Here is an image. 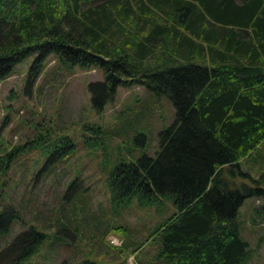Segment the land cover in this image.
<instances>
[{
	"label": "trees",
	"instance_id": "trees-1",
	"mask_svg": "<svg viewBox=\"0 0 264 264\" xmlns=\"http://www.w3.org/2000/svg\"><path fill=\"white\" fill-rule=\"evenodd\" d=\"M50 52L103 70L89 82L96 108L125 82L165 93L175 107L156 155L119 157L107 177L112 197L171 201L145 238L159 237L153 264H249L237 212L264 195V168L254 178L241 166L264 141V0H0V79L29 55L36 75ZM49 137L37 138L48 139L49 159L73 143ZM13 217V205L0 210L1 232ZM46 236L33 224L20 230L0 248V264H31L25 258Z\"/></svg>",
	"mask_w": 264,
	"mask_h": 264
},
{
	"label": "rangeland",
	"instance_id": "rangeland-1",
	"mask_svg": "<svg viewBox=\"0 0 264 264\" xmlns=\"http://www.w3.org/2000/svg\"><path fill=\"white\" fill-rule=\"evenodd\" d=\"M33 58L17 62L0 79V210L11 204L18 211L7 231H0V248L33 224L47 236L25 262L76 263L86 258L104 264H153L159 237L145 238L174 209L171 201L112 197L107 177L119 157L156 155L159 131L175 117L171 99L142 83L125 82L96 108L89 82L103 79L100 67L70 65L50 52L36 75H29ZM140 133L145 134L143 142L135 140ZM47 134H66L73 143L63 155L49 159L44 151L48 139L44 144L37 140ZM11 150L15 152L7 156ZM241 166L254 178L262 173L264 141ZM237 221L249 243L246 262H264V195L245 198Z\"/></svg>",
	"mask_w": 264,
	"mask_h": 264
}]
</instances>
